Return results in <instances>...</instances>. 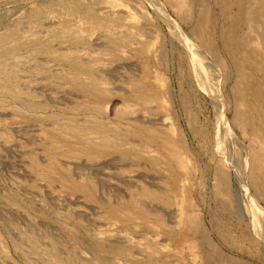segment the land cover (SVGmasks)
I'll return each mask as SVG.
<instances>
[{"label":"rangeland","instance_id":"obj_1","mask_svg":"<svg viewBox=\"0 0 264 264\" xmlns=\"http://www.w3.org/2000/svg\"><path fill=\"white\" fill-rule=\"evenodd\" d=\"M59 1L0 0V35L6 30L13 29L19 23L21 26L19 35L25 38L29 37L31 33L44 36L50 27L66 28L73 35L87 37V42L83 41L82 44H75L69 40L65 43L54 42V48L60 51L64 50L63 48L66 49L65 51L76 49V54L80 55L79 57L82 59H89L92 56L93 64L101 63L104 67L100 66L103 70H98V72L105 73L107 86L113 93L110 97L98 102L102 108L101 113L92 109L70 113L67 112V106L73 102H85L87 97L84 93L69 88L62 79L49 82L45 79L42 69L39 72H32L30 66L33 65L32 62H18L21 88L32 91L36 95L33 96V101L41 102L44 109L40 111L25 110L24 115H19L14 111V107L19 106L16 101L3 98V105H0V264H24L23 255L13 248L15 239V242H18L24 250L23 252L28 254L29 259L35 264H40L37 254L29 252L28 242L19 235L21 230L29 227L40 237L42 246L47 247L49 237L54 238L57 247L64 252L63 255L80 260L85 258L91 264H130L128 259L117 254L115 250L117 243L113 240L124 242L137 258L143 257L145 253L143 247L147 245V241L152 240L153 243L159 244L162 254L165 255L166 264L188 263V257L181 253L176 240L182 237L192 241L194 237L192 231L175 227L171 233H168L162 225L152 227L150 224H138L129 227L105 219L100 198L107 199L105 197L107 192L113 191L119 194H128L123 182L136 184L135 176H138V183L145 182L146 186L152 184L151 187L155 185L158 188H165L164 191L171 196V200L174 196L175 199L177 197L176 203L172 201L171 203H156L160 210H164L166 213H163L165 220L174 221L176 208L179 206L185 207L186 215L189 219H193L194 212H192L189 203L192 198L196 205L194 209L203 213V231L209 239L211 238L213 244L218 245L224 255L236 257L252 264H264L256 259L258 256L264 259V211H260L259 207L254 206V199L250 200V194L247 196L245 195L246 191H238L237 196L241 195L238 199L235 197L236 202L234 203L236 207L239 205V210H242L241 212L244 214L243 221H241L243 225H237L238 220L230 211L227 203L212 194L208 179L211 169L206 159L205 149L202 141L192 133V128L199 129L202 126L203 128L201 127L199 130L207 132L206 134L210 138L216 140L219 138L216 145L220 150H223L222 155H225L226 161L230 164L231 187L229 186V189L234 193L238 186L237 174L248 148L245 138L231 124L233 95L230 87L233 86L234 75L228 54L220 49L221 42L218 39V33L223 28L224 33L230 31L227 28L230 25L227 16L236 11V4L230 3L231 0H222L223 2L220 3L225 6L222 12L218 2L205 0L208 2L205 4H208L210 13L215 20L212 26L213 37H215L213 47L215 46L217 54L228 65L225 67L228 70H223L225 73H222L218 63L216 64L217 59L212 50L200 42L192 31V25H195V22L200 18L198 13L201 15L199 8L202 4L198 1L203 3L205 2L203 0H192L194 12L189 17H182L174 10L172 7L175 5L174 1L115 0L117 5L113 8L130 11L135 15V19L131 23L123 20L117 23L113 27L114 35L118 37L122 31H125L122 33V37L134 35L133 38L130 37L131 40L134 39L133 42L142 39L146 42L147 47H150L144 54H139L132 43L130 47L123 48L124 55L117 59L111 58L110 43L105 38L107 30H110L109 23H104L102 27L92 28L88 23H83L78 18V13L86 5H91L96 9L95 11H98L97 13L106 11L107 1L66 0L67 7L75 8L69 11L66 7L67 13L64 11L65 8L58 5ZM175 1L180 2V0ZM33 6L39 13L35 18L27 19ZM238 29L245 33V38L251 37L246 26L243 27L240 24ZM133 32L136 33L133 34ZM261 32L264 34V31ZM131 33L132 35H130ZM138 35L140 38L136 37ZM203 45L206 47H202ZM69 47L71 49L68 50ZM79 47L82 49L80 50ZM244 50L245 48H242L240 52ZM83 54H88V56ZM159 57L162 59L160 62ZM189 57L192 58V62H189ZM37 59L44 66L43 69L47 66L48 70L55 71L65 67L64 63H60L51 56L41 55ZM142 72L148 73L150 82L141 90L147 89L152 83L151 92H156L161 103L163 102L167 107L156 109L153 112L145 113V115L135 111L134 115L142 117V120L149 119L152 125L150 129H154L160 134L157 138L166 139L169 147L179 148L186 153L182 157L186 163L190 161L192 174L186 176V172L182 168L180 172L175 171L174 158L167 153L158 152V155L162 156L163 164L159 163L162 164V169L145 165L144 168L136 169L125 175L121 174L120 165L110 157H104L97 161L89 160V162L85 156L72 159L56 155L63 163L69 164L76 174L67 176L62 169L55 168L50 177H41L39 170L44 164H48V153L44 147L48 142L50 143V138L45 131L49 122L40 119V117L60 111L63 116H72L80 121L84 117L92 115L98 118H112L119 124L129 125L127 121L118 120L114 116V108L122 103L118 94L130 91L128 81L131 78H138ZM156 72L160 73L163 78L162 83L154 79ZM226 73L228 74L226 75ZM182 93L188 94L189 105L186 110L179 102V96ZM226 104L228 106H225ZM153 105L158 104L154 102ZM191 112L194 113L193 121L188 122L187 119ZM225 123H227L226 127ZM132 127L136 132L146 134V132ZM6 134H9L8 138L5 137ZM33 160L37 162L36 169L30 167V162ZM124 162L128 163L129 161L124 160L117 163L124 164ZM177 173L178 175H176ZM88 174L96 176L100 182L99 189L93 193L94 199H89L83 193L75 192L70 187V184L74 183L73 179L78 182L79 176L84 177ZM77 175L79 176L76 177ZM184 177H187L188 181H185ZM180 182L185 186L186 192L178 193V195L183 194L178 196L175 191L179 192ZM155 186L153 188H156ZM238 200L241 202H237ZM225 203L226 205H224ZM259 203L262 207L263 202L260 200ZM67 211L78 214V217L82 218L83 222L85 221L84 224L79 225L73 221L66 213ZM254 216L258 220L256 230L261 235L258 247L250 244L248 240H241L238 233V230L242 229L246 223H250L249 219ZM84 226L87 227L90 235H87ZM197 230L198 227L195 231ZM218 230L228 231L232 237L231 240L229 242L219 240L215 234ZM167 237L174 239L171 241ZM196 238L195 236V243H197ZM197 239H200V236ZM98 249H102L101 252H98ZM203 249L205 253H209L206 247ZM220 262L219 258L214 259V263L221 264Z\"/></svg>","mask_w":264,"mask_h":264},{"label":"bare ground","instance_id":"obj_2","mask_svg":"<svg viewBox=\"0 0 264 264\" xmlns=\"http://www.w3.org/2000/svg\"><path fill=\"white\" fill-rule=\"evenodd\" d=\"M106 1V11L101 13H97L98 11H95L96 9L91 5L84 6V8L80 10L81 14L80 12L78 13L79 20L83 23H88L89 27L91 26L92 28L102 27L104 23H109L110 30H107L105 38L110 43V54L112 56L110 57L112 59L123 56V48L126 46L130 47L132 43H134V49L137 53L144 54L150 48L147 47L144 40L138 39L136 42H133L134 39L131 40L130 38L132 36L134 37L132 33L130 37H126L128 35L122 37V33L125 31H122V33H120L121 35L119 34V36H121L120 38L114 35L113 27H115L117 23L122 20L131 23L135 19V15L128 10L117 9V7L116 9L113 8L117 5L115 0ZM167 1L175 2V5L172 7L182 17L192 16L194 12L192 0H180V2H176L175 0ZM206 1L203 3L198 1V3L202 4L200 8L197 6V8L201 9L199 10L201 11V15L198 13L200 17L199 20L197 22H195L196 19L194 20L195 25H192V31H194L200 42L212 50V53L217 59L216 64L218 63V67L223 71L227 69L225 67L228 65H226L222 57L220 58L217 54V51L214 49L215 46L213 47L215 37H213L212 26L215 20L213 19L214 16L210 13L211 11L209 10L208 4H205L208 3ZM221 1L222 0H214V2L219 3L222 9L221 11L223 12L225 6L220 3ZM230 3H233V5L236 4L237 6L236 11L227 16L230 20V25H228L227 28L230 31L224 33L223 28L222 31L217 33L218 39L221 42L220 49H223V51L228 54L231 61L230 64H232V74L234 75V83L233 86L230 87L232 88L231 92L233 95L231 124L237 128L241 136L245 138L248 148L246 154H244L245 159L242 160L241 163V167H243L239 168V173L237 174L238 186L236 187L238 189L236 188L234 193H232L233 190L230 191L229 189V186L231 187L229 181L230 164L226 161L225 155H222L223 150H220L216 145V141L219 138L216 140L211 137V139L208 134H206L207 132L205 133L199 130L202 126L199 129L192 128V133L196 138L202 141L205 149L206 159L211 169V174L208 179L210 180L212 194L219 197L220 200L223 199L227 203L230 211L238 220L237 225L242 226L243 224L241 221H243L244 213L241 212L242 210H239V205L236 207L234 203L236 202L235 197L238 199L241 195L237 196V194H239L237 193L238 191H246L245 195L247 196L250 194V200H252V198L254 199V206L259 207L260 211H264V34L261 32L264 31V0H231ZM58 5L61 8H65L64 11L67 13L66 7L68 5L66 0H60ZM75 6L79 8L77 5ZM67 9L72 11L75 8L67 7ZM30 11L27 19H30V17L35 18L39 13L35 9V6H33ZM240 24H242L243 27L246 26L247 31L251 33V35L247 33V35L251 36L250 38H245V33L240 32L238 29ZM19 27L21 26L17 23L13 29L6 30L0 35V105H3V98L16 101L19 106L14 107V111L19 115H24L25 110L40 111L44 109V105L41 102L33 101V96L35 94L32 91L24 90L20 86L18 62L29 61L33 63V65L30 63L32 72H39L42 69V73L46 77L45 79L49 82L62 79L69 88L79 90L87 97L85 102H73V104H69L66 108L67 112L76 113L78 111L82 112L85 109H92L93 111L101 113L100 111H102V108L98 105V102L106 97H110L113 93L107 86V77L105 73L103 72L104 74H102V72H98V70H103L104 67L102 64H93L94 59L92 56L90 57L91 59L80 58V55L78 56L75 52L76 49L72 50L71 47L68 48V50L71 49V51H65V48L61 51L54 48V42L65 43L69 40L75 44H82L83 41L87 42V37L84 38L83 36L73 35L66 28L57 29L56 27H50L47 29L44 36H37L35 33H31L29 37L25 38L19 35ZM136 32H133V34ZM138 36L136 37L140 38V36ZM202 47H204V45ZM242 48H245V50L240 52ZM81 49L82 48H80V50ZM41 55L51 56L60 63H64L63 65L65 67H61L55 71L51 69V71L48 70L45 65L46 68L43 69L44 66L39 63L37 59L38 56ZM84 56H88V54ZM161 58L163 59L162 56ZM162 59L159 57V62ZM204 61L206 62V60ZM189 62H192L191 57H189ZM222 73L225 72L223 71ZM155 74L154 79L162 83L163 78L160 73L156 72ZM227 74L228 73H226V75ZM149 78L147 72L146 74L142 72L138 78H131L128 81V86L131 88L130 91L118 94L122 103L114 108V116L118 120L127 121L129 125L119 124L112 118H98L92 115L86 116L80 121L72 116H63L60 111L42 115L40 119H45L49 122L45 131L46 134H48V138H50V143L48 142L44 147L48 153V164H44L39 170L40 176L43 178L50 177L55 168L62 169L67 176H71L74 173L73 168L70 167L69 164L63 163L56 155L72 159L85 156L87 161H97L104 157H110L115 160L116 164L120 165L119 170L121 174L124 175L136 169L144 168L145 165L162 169V156L161 154L158 155V152L169 154L175 160V171L180 172L182 168L186 172L185 175L190 176L192 174L190 161L186 163L182 157L186 153L179 148L174 149L171 146L169 147L166 139L157 138L160 134L158 131L150 129L152 125L149 119L142 120V117L134 115L135 111H139L145 115V113L167 107L163 102L161 103L156 92H151L152 83L147 89L141 90L150 82ZM154 102L158 105L154 106ZM179 102L186 110L189 105L188 94H180ZM225 106H228V104ZM192 112L194 111L192 110ZM192 112L187 119L188 122L193 121L194 113L192 114ZM227 123H225V127ZM169 125L171 126V124ZM132 126L138 128L139 131L146 132L147 135L136 132ZM5 137L8 138L9 134H6ZM124 160L129 162H124V164L117 163ZM160 162L162 164H159ZM36 163V160L31 161L30 167L36 169ZM238 164L240 165V162ZM75 174L76 173H74V175ZM176 175H178V173ZM79 177L78 182L73 179L74 183L70 184L72 190L83 193L89 199H94L95 196H93V193L100 187L99 180L96 179V176L94 177V175L92 176L90 174ZM137 178L138 176H135L136 184H131L126 181L123 182L128 194L124 195L113 191L107 192V195H105L107 199L104 197H102L103 199L100 198L102 202L101 206L104 210L102 213L105 219L129 227L138 224H150L152 227L162 225L168 233H171L175 227H180L186 231H192L194 236L192 241H188V239L182 237L176 240L181 253L185 254L189 259V262L185 264H217L214 263V259L216 258L221 260V264H252L236 257L224 255L221 249L218 248V245L211 242V238L209 239L207 237L208 235L203 231V213L194 209L196 205L192 198L189 203L192 212H194L193 219L188 218L185 207L179 206L176 208V217H174V221L165 220L164 214L166 213L164 210H160L157 204L171 203V201L176 203L177 197L175 199L174 196L172 198L173 200H171V196L164 191L165 188H158L155 185L153 186L156 188H153V186L151 187L152 184L146 186L145 182H139V184ZM184 180L188 181L187 177H184ZM184 180H182L183 183ZM127 181H129L128 178ZM183 192L185 193L186 189L180 182L179 192L175 191V193L178 195V193ZM181 195L183 194H179L178 196ZM260 200L263 202L262 207L259 203ZM226 203L224 205H226ZM66 213L77 224H84L85 221L83 222L82 218L78 217V214L76 215L71 211H67ZM249 220L250 223H246L242 229L238 230V233L241 240H248L250 244L258 247L261 237L257 232L258 230H256L258 228V220L255 216ZM200 226H202V232ZM84 227L86 228L85 231L87 235H90L87 227ZM197 227L198 230L195 231ZM29 228L21 230L19 235L28 242L29 252L37 254L40 264H91L85 258L80 260L74 257L72 258L69 255H63L64 252L57 247L54 238L49 237L48 246H42L40 237ZM215 234H217V238L223 242H229L232 238L228 231L218 230ZM195 236L197 238L200 236V239L196 238L197 243L194 242ZM167 239L172 241L174 238L167 237ZM15 241H13V248L23 255V263L35 264L29 259L28 254L23 252L24 250L19 243ZM113 241L117 243L115 246L117 254L128 259L130 264H166L165 255L162 254L159 244L153 243L152 240L147 241V245L143 247L145 248V253L142 258L134 256L132 251L128 248L129 246L125 245L124 242L119 240ZM204 247L207 248L210 254L203 251ZM126 249L130 251H126ZM101 250L102 249H98V252H101ZM262 258L263 257L258 256L256 259H258L260 263L261 261L263 263L264 259Z\"/></svg>","mask_w":264,"mask_h":264}]
</instances>
